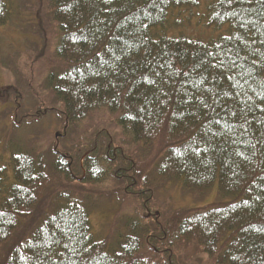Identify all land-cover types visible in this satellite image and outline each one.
Instances as JSON below:
<instances>
[{
  "label": "trees",
  "instance_id": "obj_1",
  "mask_svg": "<svg viewBox=\"0 0 264 264\" xmlns=\"http://www.w3.org/2000/svg\"><path fill=\"white\" fill-rule=\"evenodd\" d=\"M29 1L48 96L0 51L17 79L0 85V264H264V0ZM29 1L0 0V27ZM103 109L128 137L117 158L108 133H77ZM110 177L146 214L100 236Z\"/></svg>",
  "mask_w": 264,
  "mask_h": 264
},
{
  "label": "rangeland",
  "instance_id": "obj_2",
  "mask_svg": "<svg viewBox=\"0 0 264 264\" xmlns=\"http://www.w3.org/2000/svg\"><path fill=\"white\" fill-rule=\"evenodd\" d=\"M14 3L22 4L23 1H29V0H13ZM23 7V10L21 12L15 11V15H13L11 21L0 27V51L1 54H3L4 58L7 56H13V54L18 55V58H16V65H20L21 74H23L26 79H33L35 82V89H37L38 93L42 96V98H45L48 96L47 91H45L42 88L41 83L43 82V73H40V69L46 66L44 60H34L30 58V53H37L36 49H40L42 47H35V44L33 41L35 38L26 33H32L29 32V28H35L36 32L44 33L45 34V27L44 22L41 24V22L38 23L36 19V12H33L34 9L32 5L29 3H26ZM42 15H46L43 14ZM43 20L48 21L47 18L43 17ZM200 16H197L196 19L194 18V22L198 21ZM186 22V21H185ZM200 23L203 24L202 18L200 19ZM185 30L188 32L193 33L195 28L198 26L197 23L193 24H186ZM42 27V29L40 28ZM198 29V33H200V29ZM24 30V31H23ZM54 32V29H52ZM52 36L54 37V33L50 32ZM40 37V35H38ZM31 41H28L30 40ZM40 44L42 42V39L39 40ZM35 49V50H34ZM17 79L14 74V72L6 67H0V85L3 87H8L10 85H17L16 84ZM29 91L26 92L27 98ZM35 93V92H33ZM2 109V106H0V110ZM55 114H52L51 117H47V119L44 121V130L42 128L41 124H38V130H42L47 132L44 137V144L45 146H48L46 144H49L50 142H55L58 144L63 139L64 129L62 127V124L59 125L58 120L55 117ZM103 120V121H99ZM105 121V122H104ZM30 129L32 127L29 126ZM32 131V130H30ZM22 133V132H21ZM20 133V134H21ZM77 133L79 136H85V140L88 139V143H91L94 139H98L101 135L108 133L110 137V145H113V154H115V157H118V154L122 152H126L130 146L128 145V137L123 134L122 129L120 126H118L116 123H114L113 119L111 120L110 115H108V111L101 110L94 113V115L91 117H88L87 119L83 120L77 125ZM26 134V133H25ZM129 146V147H128ZM118 160V159H117ZM80 164L83 166L84 160L80 161ZM107 168L110 166V164L105 165ZM115 169V167H114ZM111 174V173H110ZM118 184V181L112 177L108 178L105 182L101 183L97 188L101 191V193L106 194L108 193L107 197H104L101 199V205L106 207L109 205H113L112 203L115 202V206L109 211L108 214L103 213L106 211L105 209L100 210L102 213L91 215L92 224L94 226V231L98 233V235L109 233H115V229L117 226V219L116 215L120 214L121 212H130L135 213L136 211H140L141 214L145 215L146 210L145 208H141L136 201H129L127 203H124L120 206L118 203L119 197L115 192V186ZM92 187V186H91ZM177 193L171 192L168 195L170 198H172L169 201L165 200L164 206L166 203H172L175 202L174 200L177 199L178 195ZM213 193L211 192L209 198L206 200V202L210 201L212 202L214 200V197L212 196ZM177 197V198H176ZM162 199V198H160ZM121 200V199H120ZM119 200V201H120ZM178 203H181L178 207H195L200 206L199 202H195L194 200L189 198H183L179 197V200L177 199ZM176 202V204H177ZM177 206V205H176ZM140 209H138V208Z\"/></svg>",
  "mask_w": 264,
  "mask_h": 264
}]
</instances>
